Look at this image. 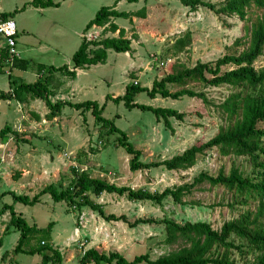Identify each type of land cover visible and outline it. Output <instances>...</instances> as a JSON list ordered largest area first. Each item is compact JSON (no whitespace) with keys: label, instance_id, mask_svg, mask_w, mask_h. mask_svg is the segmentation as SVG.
<instances>
[{"label":"rangeland","instance_id":"rangeland-1","mask_svg":"<svg viewBox=\"0 0 264 264\" xmlns=\"http://www.w3.org/2000/svg\"><path fill=\"white\" fill-rule=\"evenodd\" d=\"M46 1L0 0L2 10L10 13L16 23L15 47L19 54L16 59L8 55L9 62L0 51V65L4 63L11 74L8 76L0 71V91L12 94L10 80H34L38 73L44 77L49 66L66 65L73 69L71 56L82 39L90 40L88 33L98 32L99 38L117 36V31L103 32L95 24L87 28L99 8L114 6L119 11H137L144 7L146 16L139 17V23L132 20L129 23L130 20L123 17L114 20L120 27L127 28L131 39L129 51L108 49L104 62L91 64L95 65L91 69L90 65L86 66L77 76L57 71V88L61 87L57 89L56 97H53L56 91L52 92L50 82L46 87L51 102L95 100L100 105L105 103L102 116L113 120L117 128L114 133L100 129L94 123L91 110L64 105L55 118H48L45 102L38 99L34 102L36 109H33L36 117L21 106L18 98L0 99V129L5 125L14 126V130L21 132L20 138H27V141H19L21 139L12 134H9V140L0 137V194L11 190L32 197L51 183L58 188L66 186L73 177L72 166L116 185L151 191L191 182L200 171L216 174L220 168L225 172L229 170L230 158L219 155L213 148L199 154L196 163L184 170L156 166L132 171L128 165L129 155L116 143V137L122 131L128 141L140 149L141 161L159 162L192 144L208 140L225 125L218 106L231 92L229 86L210 87L197 79L186 80L183 87L204 91L208 103L199 97L185 95L178 99L159 95L150 98L145 90L137 91L133 96L136 103L172 107L184 113L181 120L171 118L169 127L157 121L152 111L136 106L128 108L123 100L113 98L122 96L132 83L138 84V88L150 87L154 79L192 66L197 60L215 61L230 50L236 38L244 36L243 20L235 15L215 14L205 6L190 9L179 0H52L58 5L45 7ZM253 11V7L249 8L248 15ZM186 32H189V40L181 52L174 51V41ZM3 43L0 37V50L4 48ZM18 60L28 62V70L13 65ZM254 66L258 71L264 67V49ZM27 75L31 76L20 79ZM74 81L72 86H76V90L68 92L66 86H71ZM78 84L84 87L78 90ZM169 87L171 91L181 88L175 84ZM93 199L102 205L105 214L113 213L118 219L106 220L86 206L78 212L65 201L54 202L47 193L40 195L34 204L16 202L13 208L38 228L53 222L52 244L61 252L64 264H77L83 250L90 247L100 252L116 251L131 260L139 254L155 259L177 246L166 242L162 224L138 222L139 218L169 217L178 223L202 220L219 228L224 220L238 212L237 207L232 210L225 205L230 201V195L223 187L207 183L186 193L184 204L174 203L170 198L161 204L148 200L131 201L124 195L105 192ZM12 202L11 193L0 195L1 208ZM250 205L254 208L253 201ZM9 218L8 210L0 215V264H41L38 253H13L20 232L13 227L7 230ZM43 236L40 232L34 233L23 247L35 246Z\"/></svg>","mask_w":264,"mask_h":264},{"label":"trees","instance_id":"trees-1","mask_svg":"<svg viewBox=\"0 0 264 264\" xmlns=\"http://www.w3.org/2000/svg\"><path fill=\"white\" fill-rule=\"evenodd\" d=\"M35 1V0H32ZM136 2L138 0H127ZM190 9L205 6L218 15L227 17L237 16L244 23V36L238 37L232 43L229 51L216 58L215 61L197 60L192 66L182 67L176 72H168L159 79H154L150 87L136 86L132 83L126 87L122 96H116V101L123 100L128 107H139L152 111L157 121L165 126H170V119H183L184 113L172 107L151 106L134 101V94L139 90H145L150 98L161 96L162 98L178 99L182 96L199 97L204 103L208 99L204 91H197L183 87L186 80L197 79L204 86L217 87L227 85L231 92L223 99L218 108L224 116L225 125L208 140L192 144L180 153L159 162H143L140 160L141 151L128 141L127 135L120 132L116 137V143L129 155L128 165L132 171L148 169L156 166H164L167 170H184L196 163L197 156L207 150L216 148L219 155L230 158V168L227 172L220 168L216 174L208 171H200L191 182L166 187L163 190L151 191L147 188H132L125 185H116L105 179L91 176L86 170H80L76 166L71 167L72 179L66 186L58 188V185L48 184L39 193L29 197L26 194H16L6 190L0 195L11 193L13 202L4 204L0 209V215L9 211L10 218L7 230L11 227L17 229L20 234L13 253L40 254L41 264H64L62 254L54 247L51 239L53 222L46 227L38 228L35 223L29 224L21 213L15 212L13 205L16 202L34 204L42 194H49L54 202L65 201L71 209L81 211L83 207H89L106 220H117L118 216L111 213L105 214L100 203H96L93 197H99L103 192L124 195L131 201L148 200L161 204L163 200L170 198L174 203L184 204L183 196L192 188L202 183L210 186H221L230 195V201L225 205L234 209L237 207V215L224 220L219 228L213 227L208 221H185L178 223L172 218L163 217L158 220L140 219L138 222L162 224L166 242L177 246L167 253L161 254L155 259H150L147 254H139L128 260L116 251L100 252L94 247L83 250L77 264H264V67L256 70L254 63L262 55L264 49V0H179ZM57 6L58 3L47 0L44 6ZM254 11L248 15V9ZM3 18H12L11 14L1 13ZM144 18L145 8L137 11H119L114 6H103L98 9L94 17L87 23V28L92 24L104 26L103 32H116L117 36H106L94 40L82 39L78 49L71 56L73 69L66 65L59 67L49 66L47 75L40 74L33 82L10 80L11 92L0 91V99L18 98L21 102L28 103V97L41 99L48 108L46 117L57 116L64 105L77 109L91 110L94 123L100 129H106V133H114L117 128L113 120L102 116L105 103L100 105L95 100L83 102H67L48 99L47 85L50 75L60 71L74 76V68L104 62L107 50L127 52L131 48V39L125 36L126 30L119 27L114 19L117 17ZM189 32L177 38L172 48L181 52L187 41ZM0 51L5 57L9 55L8 48ZM4 51V52H3ZM13 59L19 58L13 56ZM14 65L24 68L25 63L18 60ZM231 66L223 68L224 66ZM10 76V74H9ZM175 84L181 88L171 91L169 85ZM13 85V86H12ZM14 93V94H13ZM21 93L22 96H16ZM24 96H28L24 100ZM21 132L5 125L0 129L2 140H9L12 134L19 141H27L20 138ZM253 201L254 208L250 205ZM239 207V208H238ZM124 218V217H122ZM42 233L35 246L23 247L34 233ZM2 258V257H1Z\"/></svg>","mask_w":264,"mask_h":264},{"label":"crops","instance_id":"crops-1","mask_svg":"<svg viewBox=\"0 0 264 264\" xmlns=\"http://www.w3.org/2000/svg\"><path fill=\"white\" fill-rule=\"evenodd\" d=\"M0 13H5L3 10H2V8L0 7ZM115 20V19H114ZM132 22H138L139 23V17H136V16H134V17H132ZM131 20H130V22L129 23H131ZM115 22V21H114ZM117 25H118V23L117 22H115ZM119 26V25H118ZM120 27V26H119ZM135 27H137L136 26V24H135ZM125 30H126V32H125V36L126 37H128V32H127V28L124 26L123 27ZM137 32L139 33V25H138V30H137ZM130 33H132V32H130ZM129 38V37H128ZM138 40H139V36H138ZM17 42V41H16ZM139 43V42H138ZM3 46H4V44H3ZM5 47V46H4ZM16 48V47H15ZM19 55V54H18ZM5 59V61L6 60H8L9 62H10V57H8V55H7V57L6 58H4ZM14 65V64H13ZM89 67L88 65H85V66H83V67H76V68H74L75 69V71H76V75L75 76H77V73H81V72H83V69H85V68H87V67ZM91 67H89L90 69L92 68V66H95V65H90ZM54 67H58V66H54ZM21 68V67H20ZM73 68V67H72ZM21 69H23V70H28V62L25 64V67L24 68H21ZM68 69L69 70H71V67H69L68 66ZM0 71L1 72H3V73H8V74H10V71L8 72L7 70H6V68L4 67V63H2L1 65H0ZM24 72H26V71H24ZM11 75V74H10ZM31 75H32V73H31ZM31 75H27V76H23V77H21L20 76V79H24L25 77H30ZM40 75V73H38L36 76H39ZM9 76V75H8ZM10 79L8 78V81H9ZM57 80H59L58 79V77H57V72L56 73H53V74H51L50 75V79H49V82H50V86L52 87V92H55L56 91V93H55V95L53 96V97H56L58 94H59V91L57 90L59 87H61V86H59L58 88H57ZM34 80H27L26 82H33ZM72 85H75V81L73 82V84H71V86H66V89H67V91L68 92H73L74 90H76V86L75 87H73ZM84 86H83V84H78V90H80V89H82ZM28 96H24L22 99L24 100L25 98H27ZM52 97V98H53ZM62 97H65L64 95L62 96ZM6 100H9V99H6ZM28 103H29V101H31V103H26V102H24V104H23V102H20V104H21V106L22 107H24L25 108V110L26 109H28V111H30V113L31 114H33L34 116H36L37 114H35V111L33 110V109H36V105L34 104V102H35V100H38V99H33V98H29L28 97ZM39 100H41V99H39ZM26 105V106H25ZM20 110V109H19ZM37 117V116H36ZM55 118V117H54ZM54 120V119H53ZM56 120V119H55ZM15 124H16V122H15ZM15 127L13 126V129H14Z\"/></svg>","mask_w":264,"mask_h":264},{"label":"built area","instance_id":"built-area-1","mask_svg":"<svg viewBox=\"0 0 264 264\" xmlns=\"http://www.w3.org/2000/svg\"><path fill=\"white\" fill-rule=\"evenodd\" d=\"M1 14V13H0ZM96 28H101L103 31L104 26L95 25ZM98 33V32H97ZM94 32L93 34L88 33V38L91 39H98V34ZM16 23L12 18H3L0 16V37L3 40V44L6 48H8L9 54L11 58L13 56H18V52L16 51Z\"/></svg>","mask_w":264,"mask_h":264}]
</instances>
